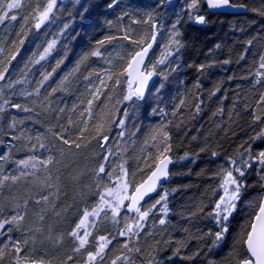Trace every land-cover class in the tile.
Listing matches in <instances>:
<instances>
[{
  "label": "trees",
  "instance_id": "trees-1",
  "mask_svg": "<svg viewBox=\"0 0 264 264\" xmlns=\"http://www.w3.org/2000/svg\"><path fill=\"white\" fill-rule=\"evenodd\" d=\"M181 1L187 7L188 0H176L178 4H181ZM230 1L234 5L245 7L247 12L238 15L209 13L202 0L197 14L206 17V24L198 26L194 24V20H189L185 6L178 8L179 16L173 13L169 17L170 21L176 16L181 20L177 26L183 45L176 55L179 71L170 73L166 80L168 91L159 103H156L152 99L153 95L149 93L139 102V113L135 116L136 119L133 118L135 121L132 122L131 117H124L128 119L125 120L123 128L130 132L127 136L129 141L122 148L125 149L126 155L120 153L119 156L129 174L127 179L133 181L130 184V189L133 190L155 166L156 148L152 147L150 139L152 129L162 123L168 125L167 131L172 144L169 155L173 157L170 179L142 205V210L150 207L167 190L168 213L164 216L160 212L161 206L157 205L143 222L144 227L137 230L135 235L121 236L122 240L115 237L112 230L115 226H112L109 217L104 218L99 228L98 225L95 227L91 242H94L99 234L110 237L112 241L104 249L103 260L98 258L96 264H112L117 256L125 255L129 257L131 264H148L153 256L156 264H207L209 259L223 264L224 258L232 249L234 237L240 232L245 221L250 219V213L253 211L250 208L245 211L243 205H248L249 201L264 193V189L259 186L262 183L258 175L259 166L254 163L245 177V183L252 186L244 192L238 202L237 211L230 218L225 241L209 252L207 245L211 240L199 237L210 230H218L215 221L205 217L214 207V201L221 195V192L215 196L211 193V188L219 184V179L214 174L221 166H229L228 158L235 157L238 151L243 153L249 144L252 145L253 153L264 149V138L251 139L264 129V102L257 103L261 93H264V81L255 84V73L261 71L260 57L264 55V15L254 11L264 9V0ZM20 2L21 7L15 9L17 12L8 14L9 17L15 15L17 19L7 18L0 23V48L4 49L3 53H0V61H3L0 69L4 64H8L13 53L16 54L15 59H11V64H8L5 79L0 80V104L5 108V112L0 113L3 117L0 120V155L9 153L12 160H17L33 154L27 151L25 145L31 147L34 141H28L26 136L35 137L37 133H43L48 137L46 142L49 143L50 152L41 149L35 154L41 158L52 155L60 163L51 165L48 172L39 170L36 176H28L16 184H12L11 180L5 181L4 188L0 189V204L3 205L0 219L17 213L22 214L24 219L19 224V231L15 230L14 225H6L5 229L0 231L6 232L8 227H13L10 234L15 236L14 239L21 242L28 240L24 255L37 261L42 260L43 264H80L84 256L87 258V252L82 249L79 252L73 251L74 248L69 243V233L73 230L79 213L88 209L97 195L95 169L102 162L103 149L107 146L113 147L117 143V138L114 137L120 130L119 120L123 118L125 108L123 109L121 103L120 106L119 103L115 105V101L117 94L121 93L124 97L128 88L124 86L125 90L122 87L123 89L114 93L113 85H108L101 93V98L95 101L96 105L101 106H94V118L89 121L87 127L79 120V111L93 88V79L100 75L104 58L110 57L118 44L115 42L125 41L127 45L135 47L134 50H138L141 46L123 39L125 34L129 35L131 40H138L147 33L150 40L152 23H145L143 18L160 1L117 0L116 6L108 8L111 0H62L53 9L54 15L40 28H36L35 24L39 12L44 10L48 0ZM166 7L167 4H164L160 9ZM124 13L128 15H123ZM157 14L155 13V17ZM108 21L112 22L111 25ZM153 23L157 24L159 31L160 23ZM65 25L68 27L65 28ZM128 29L131 31L128 32ZM17 33L21 35L17 36ZM106 36H114L117 39L103 46L98 45L97 42L104 40ZM21 39L23 44H20ZM248 40L253 41L251 45L246 43ZM52 41H55L54 47L44 54V49ZM159 41L158 36L152 54ZM17 46L19 52L16 51ZM97 48L102 55L91 56L90 53ZM42 54L44 59H41ZM86 55L87 59L82 61V57ZM241 55L244 56L242 60ZM224 60H229L230 63L223 64ZM58 61H63L59 67ZM123 63H127L126 59ZM201 64H211L212 67L201 72L197 70ZM53 68H56V71L41 87L38 82L43 79L42 74L52 72ZM16 81L20 83H15ZM197 82L199 88L194 87ZM216 87L220 90L210 96V92ZM37 88L40 89L38 94L34 91ZM53 89L57 90L53 92ZM25 91L32 95H22ZM182 98L186 103L174 117L171 113L176 110ZM5 100H9L10 104H4ZM16 103L31 108L32 111L23 112L12 108L11 104ZM197 103L201 105L199 114H195ZM128 104L124 103V106ZM153 109H156V112H153ZM160 109H164V112L161 113ZM220 109L222 111H219ZM101 113L106 114L105 123L108 130L104 134L109 137L108 141L103 143L102 137L93 138L96 133L95 124L100 120ZM254 115H260L261 119L255 121ZM13 117L23 123H18L15 128L10 129L8 124ZM145 118L149 119L151 124L142 126L139 131V121ZM69 120L72 121L71 124ZM177 124H180L179 128ZM82 128L85 129L83 133L80 131ZM49 129L51 131H48ZM21 132L25 133L24 137L11 139L13 135L21 136ZM52 133H62L66 139L80 143L81 147L76 148L74 143L65 145ZM146 140L149 141L147 145ZM101 145L105 147L102 148ZM202 148L205 150L200 151ZM213 151L218 155L213 156ZM185 153L188 154L187 158L179 160ZM111 156L112 150L110 158ZM12 174H18L16 165L12 162L3 163L0 177ZM49 175L52 177L49 181L53 184L51 188L40 183V180ZM172 189L176 191L173 192ZM46 195L49 199L44 202L41 197ZM25 200L28 201L27 206L24 205ZM201 203L207 205L204 212L191 215ZM16 204H19L20 208H15ZM162 216L166 220L164 225L159 224ZM119 229L116 228L115 231L119 233ZM176 241H183L186 246L174 255V249L178 247ZM0 242H7V238L1 236ZM125 243L133 251L129 252L122 247ZM136 248L140 251L136 252ZM198 251L200 254L193 256ZM150 252L152 256L149 255ZM69 256L72 257L71 260L68 259ZM189 256L193 258L186 259ZM14 257L15 253L12 252L6 255L0 264H13ZM118 261L120 264H128L123 259Z\"/></svg>",
  "mask_w": 264,
  "mask_h": 264
},
{
  "label": "snow or ice",
  "instance_id": "snow-or-ice-1",
  "mask_svg": "<svg viewBox=\"0 0 264 264\" xmlns=\"http://www.w3.org/2000/svg\"><path fill=\"white\" fill-rule=\"evenodd\" d=\"M7 9H17L21 7L20 0H5ZM166 2V0H160V5H163ZM202 0H190V2L187 3V13L189 20H194L197 24H206L208 21L206 20V17L204 15L197 14L198 7ZM57 0H48V4L44 8L42 12H39L38 14V20L35 24L36 28H40L41 24H43L45 21L49 20L53 15V9L56 6ZM207 6L209 9H221L225 7H233V5L230 3V0H206ZM117 5V0H111V2L107 5L108 8H112ZM159 6V5H158ZM4 3H0V11H3ZM258 11L260 15H264V9L255 10ZM123 15H128V13H124ZM148 19L145 20V23H148L149 21L153 20V12H149L147 14ZM10 18L12 20H16L17 17L15 15L9 17L7 11H3V14H0V23H3L5 19ZM122 19V17H120ZM139 21H133V23H138ZM25 23H27V19H25ZM109 25H111V21H108ZM181 23L180 18H177V20L171 25L170 30V38L169 43L164 47V49L161 52L160 58H158L150 68H147L144 66L145 64V58L148 55L149 49L152 48L153 42L156 41V34H157V25L155 23H152V32L150 34V40L148 39V34L146 33L144 36H141L138 40H131L130 36L125 34L123 36V39L130 40L131 43L135 45H139L140 50L136 51L134 55L131 56V58L128 61L127 67L123 68L122 71H120L118 74L115 72H112L111 70H105L106 74L109 79L112 78V76H117L115 80V84H120V77H123L125 74H127V85H128V93L123 97V101H131L133 97L136 98V100H140L144 98L145 89L148 86L149 81L153 76H161L163 80H167L168 76L171 72H176L179 69V65L176 67H169L166 70H160L161 65H165L168 61V57L172 56L174 52H179L181 47H183L180 39L177 37L180 36L179 29L177 28V25ZM65 28L68 27V25L64 26ZM131 29H128V32H130ZM21 32H23V25L21 26ZM26 34V33H25ZM21 33H17V36H20ZM117 39V37L114 36H106L104 40L98 41V45L103 46L105 43L111 42L112 40ZM23 39L20 40V44H23ZM252 40H248L246 43L248 45L252 44ZM15 43V42H14ZM55 41H52L48 44V47L44 49V54H47L51 51V49L54 47ZM219 48V45L216 46ZM4 49L0 48V53H3ZM17 52H19V47L17 46L16 49ZM44 54L41 55V59H44ZM15 53L12 54L11 59H15ZM91 56H101L102 53L100 52L99 48L92 51L90 53ZM123 59V57H120ZM11 59L8 60V64H11ZM87 59V55L85 57H82V61ZM240 59H244V56L241 55ZM38 63V61H36ZM63 61L57 62V67H59V64ZM230 63L229 60H224L223 64ZM0 64H3V61H0ZM8 64H4L3 68L0 69V80L5 79V73L8 72ZM212 67L211 64H201L198 66V71H203L206 68ZM260 69H264V55L260 57ZM56 71V68L52 69V72L42 74L43 79H41L38 83L42 87L49 79V77L52 75L53 72ZM257 79L255 81V84H260L262 81H264V71L258 70L255 73ZM229 79H232V77H229ZM15 83H20V81H16ZM101 84L105 85V81L102 79ZM11 85H9L10 87ZM164 85L161 83L160 88H162ZM196 88H199V82L194 86ZM160 88H157L156 91L159 92ZM57 89H53L52 91L55 92ZM219 87H216L214 91L210 92V96H214L217 91H219ZM37 94L39 93L40 89L37 88L34 90ZM100 88H97L94 93H92V99L88 101V108L85 110L89 113V118H91L92 113V107L93 102L95 100L100 99ZM22 95L30 96L32 93L29 92H22ZM51 95V93H49ZM123 101H120V103H123ZM264 102V93H261L258 104ZM186 103L185 99H181L180 103L176 106V110H174L171 115L176 116L177 111L180 109L181 106H184ZM4 104H10L9 100H5ZM12 108H15L19 111L23 112H31L32 109L28 108L21 104H11ZM196 113L199 114L201 110L200 103H197L195 105ZM61 112L63 109L60 110ZM219 111H222L220 109ZM5 108L3 104H0V113H4ZM153 112H156V109H153ZM160 112L163 113L164 109H160ZM264 114V113H262ZM84 113H81V116H83ZM105 115L104 113L100 114V120L95 124L96 133L95 137H102V139L107 142L109 137L105 135L104 133L108 130L106 128L105 123ZM215 115V113H214ZM128 116V110H124V117ZM194 118V117H193ZM3 117L0 116V120H2ZM261 119L260 115H254V120L259 121ZM20 123L22 124V120H16L15 117L9 122L8 127L10 129L15 128V126ZM72 121L69 120V124H71ZM171 123V121H169ZM183 123V121H181ZM85 127H87L88 122L84 121ZM125 124V119L119 120V125L123 126ZM177 128L180 127V124L176 125ZM167 124H160L157 125L152 129V132L150 134V139L152 141V147L156 148V156H155V166L153 170L151 171V174L148 176L146 180H144L142 183H139L135 186V190L129 194V186L133 183V181L126 179L128 177V172L125 168V163H121L119 165L120 169V177L117 179V186L115 188L109 187L108 185L104 184V191L99 193V204L96 207H93L91 211L85 210L83 213V217L80 219L79 223L76 224L75 229H73L69 235L73 237L75 240L79 241L78 247L74 248L73 251L79 252L82 248L85 247L86 244H88V237L91 235V233L87 230L88 224L95 225V221L90 220V217H96L101 214V212H105V208L110 209L112 213V219L114 222L118 221L116 220V217L120 214V209L122 207H126L128 212H134L138 219H133L132 223H126L124 229H121L119 232L120 236H125L128 234L135 235L137 230L144 227V221L148 218V216L153 212L154 209L157 208V205H160V212L164 214V216L168 213V195L169 192L166 190L162 195H160L159 199L155 201L150 207L142 210L141 201L144 200L146 196H148L150 193L156 191L159 182L162 179H167L170 176V172L168 169L169 164L173 163V157L169 155L172 151V144H171V137L169 135V132L167 131ZM84 128H82L80 131L81 133L84 132ZM48 131H51L49 129ZM53 136H55L56 139H59L62 141L65 145H71L75 144L76 148H80L81 144L75 141H72L70 139H66L62 133H52ZM124 132H120V136H123ZM135 135V133H133ZM25 133L21 132V136H11L12 140L20 139L21 137H24ZM264 138V129H262L259 133H257L255 136H253L252 140H257ZM26 139L28 141H34L31 143V147H27L25 145L27 151L30 154L22 159L12 160L9 153H5L3 155H0V172L3 171V163L12 162L16 165V172L18 174H12L8 176L0 177V189H3L5 186V181L11 180L12 184H16L18 181L28 177V176H36L37 172L39 170H43L45 172H48L50 170V166L54 164L60 163V161L56 160L55 157L52 155H48L44 158H41L40 156L36 155L35 153H38L41 149L45 151L50 152L48 137L45 136L43 133H37L35 137L33 136H26ZM195 139V137H193ZM149 143L148 140L145 141V145ZM101 147H105V145H101ZM243 147V145L241 146ZM205 149H201L200 151H204ZM111 150L109 149V152ZM245 153H247V156L245 157ZM213 156H217L218 153L213 151ZM188 156L187 153H185L184 156L179 157V160H184ZM110 157L108 155H104L102 158V162L99 163V166L97 169H95V178L97 180V188L101 187L103 184V175H107L109 178L112 177L113 172H108L106 170V162L109 161ZM254 163L259 166L258 175L259 179L262 183L259 184V186L264 189V149L259 150L258 152L253 153L252 151V145L249 144L247 148L244 149V152H237L235 157H229L228 158V164L229 166H221L219 170L214 174L216 178L219 179V184L211 188V193L213 196L217 195L219 192L222 191V195H219V198L214 201V207L210 212H207L205 214L206 218H211L215 221L216 228L218 230L216 231H209L208 233L203 234V236L199 237V239H210L211 243L207 245L208 251L211 252L214 249L218 248L223 241H225L226 236L229 232V225H230V218L233 216V214L237 211L238 208V202L241 201V198L244 194V192L247 190L248 187H251L252 185H248L245 183V177L247 175L248 169H251L254 166ZM151 167V165H149ZM135 176V173L132 174ZM52 177L49 175L45 177L43 180H40V183L45 184L48 188L53 187V184L50 183ZM59 177H57V180ZM59 191V188L57 187V192ZM171 191H176V189H172ZM51 195V193H49ZM110 198V199H109ZM41 199L44 202H47L49 199V196H42ZM125 201H128L127 204H125ZM40 201L38 200L37 203ZM28 201H24V205L27 206ZM207 205L201 203L200 205H197L196 211L191 213V215L195 216L198 213H203ZM248 207L252 209L253 211L250 213V219L245 221V223L241 226V230L233 239V246L231 251L227 254V256L224 258L223 264H264V193L260 194L256 199L251 200L248 202ZM15 208H20L19 204L15 205ZM3 211V205L0 204V212ZM105 218H107V215L105 213ZM24 216L20 213H17L16 215H12L8 218L0 219V230L5 229L6 225H14L15 230L19 231V224L21 221H23ZM41 219L43 217L41 216ZM127 219V218H126ZM160 225L166 224V220L161 217L159 220ZM83 229V235L80 234V230ZM13 231V227H8L6 232L0 231V236H5L7 238V242H0V262H2L6 255L14 252L15 257L13 260V264H43V261H37L29 256L24 255V247L27 246L28 240L25 239L24 241L19 240H12L10 235ZM151 235V233H149ZM99 246L96 248L95 252H88L87 254V261L86 264H94L95 261L99 258L101 261L103 260L104 256V249L108 246L109 243H111L110 240L107 239L105 236L99 237ZM178 247L174 249L173 254H178L180 248L185 247V243L183 241H176ZM122 247L127 249L129 252L133 251V249L128 247V244L125 243ZM136 252H139L140 249L136 248ZM155 251V249H154ZM200 253L199 251L194 253L193 256H198ZM150 256H152V253H149ZM192 256L186 257V259H192ZM69 260L72 259L71 256L68 257ZM123 259L124 261L128 262V264H131V261L129 260L128 256H117L113 261L112 264H117L118 260ZM66 264V262H65ZM148 264H156L155 257L153 256V259L148 262ZM207 264H217V262L213 261L212 259H209L207 261Z\"/></svg>",
  "mask_w": 264,
  "mask_h": 264
},
{
  "label": "rangeland",
  "instance_id": "rangeland-1",
  "mask_svg": "<svg viewBox=\"0 0 264 264\" xmlns=\"http://www.w3.org/2000/svg\"><path fill=\"white\" fill-rule=\"evenodd\" d=\"M61 1L62 0H57L56 6ZM152 1L154 2L155 0H152ZM158 1H160V0H158ZM188 2H190V0H188ZM0 3H4L3 11H7L8 14H11L12 15V14H15V12H17L15 9H11V10L7 9V6L5 4L6 3L5 0H0ZM164 4H167V7L160 9V7L161 6H164ZM164 4L163 5H160V2H159V4H158L159 6L156 5L154 7V9L150 11V12H153V20L150 21V22L153 23L154 21H156V22H159L160 23L159 31L157 32V34H158V36L160 38V41H159L158 46L156 47V50L154 51V53L152 54L150 60L148 61V63L145 66L147 68H150L151 65L158 58H160V55H161L162 50L164 49V47L166 45H168L169 38H170L171 25L177 20V18H179L178 17L179 16L178 8H181V6H183V7L185 6L186 7V4H184L183 1H181V4H178L176 2V0H170L169 2L164 3ZM158 10H160V11H158ZM3 11H0V14L1 13L3 14ZM155 13L156 14L158 13L156 15V17H155ZM173 13L177 14L178 16H176L173 21H170L169 20V17ZM147 14L144 16L143 21H145V20L148 19ZM43 24H41V26ZM177 38L179 39V37H177ZM115 44H117V45L113 49V52L111 53V56L108 57V58H104V65L101 66L102 68H101L100 75L99 76H96L93 79V88L90 91V94L88 95L87 100H85L86 103L84 102L85 105L79 111V120H81V122H83V123H84V121H87L89 123V121L92 118H94V113H93L94 112V110H93L94 106H97L99 108L101 106V105H96L95 101H97V100H95L93 102L91 118H89V113L86 112L85 110L88 108V101L90 99H92V93H94L97 88H100V90H101V92H100V98L102 96L101 93L104 92L105 88L108 85H113V90L114 91H112V92H114V93L119 92L118 90L123 89V88L125 90V87L128 88L126 74L123 77H120V81H121L120 84L121 85L120 84L119 85H116L115 84V80H116L117 76L114 75V76H112L111 79H109L108 76H107V74H106V71L105 70H111L112 72H115V73L118 74L119 71L122 69L123 66L127 67L126 64H128V61L131 58V56L134 55L135 52L138 51V50H140V49L134 50L135 47L132 48L130 46V44L127 45L125 43V41L124 42L123 41L115 42ZM177 54H178V52H174V54L172 56L168 57V61L166 62L165 65H161L160 66V70H166L169 67H176L178 65V57H176ZM120 57H123V59H121ZM125 59H126V62L127 63L124 65L123 60H125ZM178 71H179V69H178ZM261 71H264V69H261ZM173 73L174 72H171V74H173ZM152 78H153V82H152V85H151V87L149 89V92H148L147 96L150 93L151 95H153V98L152 99H154V101L156 103H159V101L161 100V98L165 97V93L168 91V87H167V84H166L167 82L165 80H163L161 76H158V75L157 76H153ZM168 78H169V76H168ZM102 79L105 81V85H102L101 84V80ZM122 81H123V86H122ZM161 83H163V85H164L162 88H160ZM25 86H27V85H25ZM157 88H160V91L159 92L156 91ZM141 100H143V99L136 100V98L133 97V99L131 101H123L122 94L120 93V95L117 94V98H116V101H115V105L119 103V106H120V101H123V103H121L123 105V109L125 108V109L128 110V116H127V118L128 117H131L133 119L139 113V104H140L139 102ZM124 103H126V104L129 103V104L124 106ZM81 113H84V115L81 116ZM122 115H123V119L126 120L127 118H124V112L122 113ZM136 118L137 117H135L134 119H136ZM134 119L132 120V122L135 121ZM127 121H128V119H127ZM127 121H126V123H127ZM116 123H118V121ZM148 124H151V122H150L149 119H146V118L144 120L143 119H140V121H139V126L140 127H138L137 129L139 131H141L142 126L148 125ZM84 126H85V124H84ZM119 127H120V130L117 131L118 134H117L116 137H114V138H117V141H116L117 143H115V145L113 147L107 146V147H105V149H103L104 150L103 155H108L109 157H110L109 149L112 150V156L109 159V162H107L106 170L108 172H113V175H112L111 178H109L107 175H103L102 174L103 184L101 185V187L97 188V190H98L97 191V195L95 196V199H94L93 203L91 204L90 207H88V209H84V210H82L79 213L78 217L75 220L73 229H75L76 224L79 223L80 219L83 217V213H84L85 210L91 211L93 207H96L99 204V193L105 190L104 189V186H103L104 184H106V185H108L109 187H112V188H115L117 186V179L121 175L120 174L119 165L121 163H123V162H121L119 160V156L121 155L120 153H123V155H126L125 149L122 150V148H124V145H126L128 143L129 140L127 139V136L130 133L129 130H126L125 128H123L124 125L123 126H120L119 125ZM121 131L124 132V135L123 136H120V132ZM101 142L103 143L105 141L102 139ZM133 147H135V145H133ZM136 147H137V145H136ZM130 188L131 187L129 186V194H131V192H132V189H130ZM222 194L223 193L221 191V195ZM127 203H128V201H125V204H127ZM243 208H244L245 211H248L249 210V207L246 204L243 205ZM105 213H106L107 217H109V219L111 220L112 226H115V227H112L113 228L112 230L115 233V237L116 238H120L121 240H122V237L119 235L118 232H116L117 231L116 228H120L119 229V232H120L121 229H124L126 223H132V220L133 219H138V217L136 215L129 214V212L127 211V208L126 207H122L120 209V214L116 217V220L118 221V223L113 221L111 210L110 209H107V208H105V212H101V214L99 216L90 217V220L95 221V225H93V224H88L87 225V230L91 233V235L88 237V241H89L88 244H86L85 247L82 248V250H86L87 254H88V252H95L96 248L99 246V243H101L99 241V237L100 236L107 237L106 235L99 234L98 237H96L94 239V242H91V237L93 236V231H94V229H95V227L97 225H98L97 228H99L100 222L103 221V219L105 218ZM83 231H84L83 229L80 230V234L81 235H83ZM9 235H10V237H11L12 240H16V239H14L15 236H12V234H9ZM129 236H130V234H129ZM0 239H1V236H0ZM107 239L110 240V237H107ZM69 240H70L69 243L71 244V246L73 248L78 247L79 241L75 240L71 236H69ZM128 240L131 241V238H129ZM129 246H131V245H129ZM83 259L84 260L80 264H86L87 258H85V256H84ZM94 264H96V261L94 262ZM117 264H120V261H117Z\"/></svg>",
  "mask_w": 264,
  "mask_h": 264
},
{
  "label": "water",
  "instance_id": "water-1",
  "mask_svg": "<svg viewBox=\"0 0 264 264\" xmlns=\"http://www.w3.org/2000/svg\"><path fill=\"white\" fill-rule=\"evenodd\" d=\"M203 2H204V6H205V8L207 9V11H208L209 13H213V14H215V13H227V14H235V15H238V14H244V13L247 12L246 9H245V7H243V6H238V5H233V4H232L233 7H225V8H221V9H209L208 6H207L206 0H203ZM155 24H156V23H155ZM196 24H197V23H196ZM156 25H157V24H156ZM197 25H201V24H197ZM156 42H157V35H156V41L153 42V46H152L151 49H149L148 55H147V57L145 58V64L147 63V61H148V59H149L151 53L153 52V50H154V48H155V46H156ZM145 64H144V66H145ZM126 77H127V74H126ZM152 81H153V78H151V80H150L149 83H148L147 88L145 89L144 97L147 95V93H148V91H149V88H150V85L152 84ZM171 166H172V163L169 164V166H168L169 172L171 171ZM152 170H153V169H152ZM152 170H151V171H152ZM150 174H151V172L148 174V176H149ZM148 176H147L144 180H146V179L148 178ZM169 179H170V176H169L167 179H162V180L159 182L156 191H154V192L150 193L148 196H146V197L144 198V200L141 201V205L144 204L146 201H148L150 198H152V197L156 194V192H157L162 186H164V185L169 181ZM144 180H143V181H144ZM143 181H142V182H143ZM142 182H141V183H142ZM134 190H135V188H134ZM134 190H133V191H134ZM133 191H132V192H133ZM129 213L132 214V215H135L134 212H129Z\"/></svg>",
  "mask_w": 264,
  "mask_h": 264
}]
</instances>
